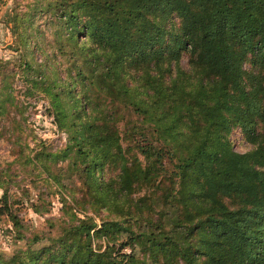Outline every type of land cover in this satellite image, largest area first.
Instances as JSON below:
<instances>
[{"label":"trees","instance_id":"obj_1","mask_svg":"<svg viewBox=\"0 0 264 264\" xmlns=\"http://www.w3.org/2000/svg\"><path fill=\"white\" fill-rule=\"evenodd\" d=\"M15 3L24 65L49 81L67 140L27 153L14 139L12 161L80 215L28 234L29 192L0 176V220L24 243L0 264H264V0ZM8 62L0 114L17 105Z\"/></svg>","mask_w":264,"mask_h":264},{"label":"rangeland","instance_id":"obj_2","mask_svg":"<svg viewBox=\"0 0 264 264\" xmlns=\"http://www.w3.org/2000/svg\"><path fill=\"white\" fill-rule=\"evenodd\" d=\"M15 4V0H0V57L9 61L7 67L15 73L8 79L12 85L9 90H12L15 102H17V105H10L7 112L0 114V170L5 169L0 176L3 180H7L10 191L14 195H22L25 190L29 192V198L36 202V207H33L27 195L24 194L26 207L21 210V214L25 217L27 233L30 234L34 231L48 230L51 220L65 223L69 220H78L80 214L74 209L64 207L59 194L47 193L48 188L40 179H37L35 183L32 182L33 174L32 170H28L29 165H18L12 161L14 151L19 148L18 145L13 146L14 139L21 140L28 145L27 153H32L34 148L40 149L43 145H50L55 149L61 147L67 140V132L58 128L54 115L49 110L51 107L48 99L49 81L36 83L38 71L24 65V60L30 61L31 55L19 38ZM48 16L46 13L37 15L35 23L40 24L52 44L54 26L47 21ZM34 32L38 30L34 29ZM16 42L21 45L19 50L14 48ZM43 45L51 49L48 43L43 42ZM34 55L39 61L43 58L40 51L36 50ZM183 63L187 64V56L183 57ZM35 65L33 61V67ZM232 137L237 150L244 151L250 148V144L242 139L238 128L232 131ZM59 164H65V162H59ZM35 170L39 171V169ZM62 175L67 183L76 182L75 175L68 172ZM2 192L3 188L0 186V195ZM6 227L7 223L0 220V251L10 253L15 247L24 243L20 240L16 243ZM54 233H57V229ZM126 250L129 251L130 248ZM146 264L155 263L149 261Z\"/></svg>","mask_w":264,"mask_h":264}]
</instances>
